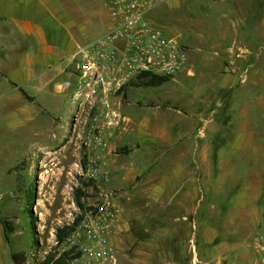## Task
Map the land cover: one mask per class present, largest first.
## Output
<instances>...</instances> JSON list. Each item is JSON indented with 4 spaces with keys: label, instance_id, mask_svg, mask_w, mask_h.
Wrapping results in <instances>:
<instances>
[{
    "label": "rangeland",
    "instance_id": "374dc122",
    "mask_svg": "<svg viewBox=\"0 0 264 264\" xmlns=\"http://www.w3.org/2000/svg\"><path fill=\"white\" fill-rule=\"evenodd\" d=\"M212 3V0H168L153 10V17L167 32L178 35L188 46L187 68L156 85L133 80L117 97L129 121L117 133L116 151L105 154L104 165L108 173L106 185L112 190L109 198L117 209L105 231L116 264H264L261 246L264 225H255L256 229L250 230V225L228 222L230 186L221 181L214 190L211 179L213 167L219 164L217 156L214 161L211 159V153L224 148L226 143H213V122L206 124L197 118L202 113L211 117L217 95L226 100L223 115L227 116L229 96L239 95L237 103L246 92L241 83L231 89L215 88L213 78L218 77V67L222 65L213 62L219 54L212 46ZM100 30H105V20ZM93 32L98 34L97 27ZM56 94L59 104L50 112L64 125L72 107L64 94ZM157 101L163 106L184 105L188 109L189 135L181 143L153 144L148 138L149 110ZM138 114L140 119L145 116L143 143L136 134ZM16 132L10 130L6 134L0 152V162L10 164L2 179L0 214L12 233L16 260L20 264H42L45 255L52 253L54 259L61 257L64 264H83L85 255L79 238L87 233L84 227L79 236H74L75 242L56 238L57 227L73 225L76 229L83 216L94 217V210L89 213V208L104 200L99 190L90 186L96 185L95 181L84 182L87 190L82 188L81 144L70 129L59 137L53 133ZM217 132L225 138L230 134L227 125ZM129 137L131 141L127 142ZM202 150L208 152L210 160L206 162L207 188L200 191L192 188L196 187ZM182 151L188 153L187 158H181ZM7 155L9 159L2 161ZM154 156L156 162L151 160ZM126 162L133 164L132 174L125 181H115ZM181 163L183 170L170 168ZM243 166L242 163L241 169ZM186 170L190 191L150 190L154 183L177 186ZM166 172L172 176L166 177ZM78 187L82 190L79 198L83 206L76 201Z\"/></svg>",
    "mask_w": 264,
    "mask_h": 264
},
{
    "label": "crops",
    "instance_id": "0c3cea01",
    "mask_svg": "<svg viewBox=\"0 0 264 264\" xmlns=\"http://www.w3.org/2000/svg\"><path fill=\"white\" fill-rule=\"evenodd\" d=\"M212 2V46L219 54L213 62L222 65L218 67V77L213 78L215 88L231 89L241 83L246 92L237 103L239 95L229 96L227 116L223 115L226 100L217 95L211 117L202 113L197 118L202 123L213 122V143H226L224 148L211 153L213 161L217 157L219 160L211 179L214 190L221 181L230 186L228 222L244 223L255 230V225H264V0ZM105 4V0H0V143L10 130L21 134L53 133L55 137L67 134L69 120L60 125L50 112L59 104L55 89L67 75L64 68L77 45L102 33L103 20L107 29L109 12ZM96 27L98 34L93 32ZM188 113L184 105L154 103L148 117L151 143H181L189 135ZM136 117L139 118L136 134L143 143L145 116ZM226 125L230 134L225 138L217 130ZM130 141L131 137L127 138ZM187 154L182 151L181 158H187ZM156 158L151 160L156 162ZM199 160L196 187L192 189L203 191L207 188L208 152L202 150ZM5 165L0 162V192L4 190L2 179L10 164ZM123 166L115 181H125L132 174L133 164L126 162ZM170 168L184 169L182 163ZM165 176L172 175L166 172ZM181 176L175 187L154 183L150 190L190 191L188 170ZM197 203L200 206V200ZM11 234L0 214V264H16ZM261 246L264 247V242Z\"/></svg>",
    "mask_w": 264,
    "mask_h": 264
},
{
    "label": "built area",
    "instance_id": "2783aa9c",
    "mask_svg": "<svg viewBox=\"0 0 264 264\" xmlns=\"http://www.w3.org/2000/svg\"><path fill=\"white\" fill-rule=\"evenodd\" d=\"M166 1L106 0L107 29L77 45L64 68L67 75L55 89L72 107L69 124L82 147V185L95 181L91 188L104 198L89 208L94 217L83 216L63 237L75 242L74 236L85 228L87 233L79 238L83 264H116L105 231L117 209L109 198L104 165L105 154L116 151L117 133L129 121L117 97L142 72L172 77L187 68L188 46L153 17V10Z\"/></svg>",
    "mask_w": 264,
    "mask_h": 264
},
{
    "label": "trees",
    "instance_id": "16d2710c",
    "mask_svg": "<svg viewBox=\"0 0 264 264\" xmlns=\"http://www.w3.org/2000/svg\"><path fill=\"white\" fill-rule=\"evenodd\" d=\"M169 78V76L166 75H160V74H155V73H150V72H142L140 74L137 75L136 79L137 81H142L146 84H160L162 82H164L165 80H167ZM82 190L78 187L76 188V201L80 206H83V203L81 201V199L79 198L80 194H81ZM32 221L34 219V217L31 218ZM77 221V220H76ZM4 224L5 221L3 220ZM73 225H62L57 227L56 229V238L58 241L62 240L64 235L66 234V230L68 227H72ZM73 228V227H72ZM15 253H13V258L16 261V264H20L19 261L16 260L15 258ZM42 264H64V262L62 261V258H55L54 259V254L52 253H48L47 255H45Z\"/></svg>",
    "mask_w": 264,
    "mask_h": 264
}]
</instances>
